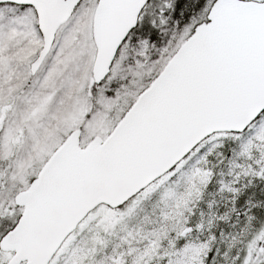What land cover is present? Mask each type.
<instances>
[{
  "label": "snow or ice",
  "instance_id": "snow-or-ice-1",
  "mask_svg": "<svg viewBox=\"0 0 264 264\" xmlns=\"http://www.w3.org/2000/svg\"><path fill=\"white\" fill-rule=\"evenodd\" d=\"M0 264H264V0H0Z\"/></svg>",
  "mask_w": 264,
  "mask_h": 264
}]
</instances>
